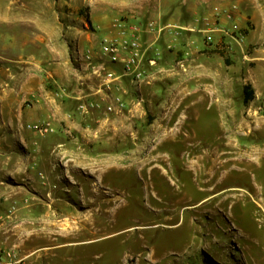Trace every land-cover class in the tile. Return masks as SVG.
<instances>
[{
    "label": "rangeland",
    "instance_id": "obj_1",
    "mask_svg": "<svg viewBox=\"0 0 264 264\" xmlns=\"http://www.w3.org/2000/svg\"><path fill=\"white\" fill-rule=\"evenodd\" d=\"M179 1L0 0V101L6 87L21 82L42 86L40 101L49 95L62 108L68 98L74 107L90 100L102 104L73 125L61 109V126L50 123L54 130L41 135L52 136L56 148L52 188L42 191L47 202L37 200L32 209L52 213V219L25 227L38 239L63 244L56 251L70 258L66 264H264V95L256 99L246 69L233 61L224 66L226 78L212 82L224 85L222 93L186 74L190 62L183 61L193 49L209 50L203 33L190 30L206 15L177 12ZM150 21L156 27L147 35L168 32L175 39L165 49L178 51L182 44L175 64L182 72L146 65L142 83L123 79L112 92L122 96L126 110L107 113L105 94L98 93L102 77L79 58L89 50L85 35L97 37L91 48L96 53L104 37L116 34V24L146 30ZM247 22L251 33L250 16ZM187 34L192 37L181 43ZM147 45L152 56L153 48L164 55ZM17 57L29 58L37 71L10 74ZM194 84L198 91L188 93ZM246 85L254 92L249 103ZM76 87L82 98L63 93ZM195 95L200 102L194 105ZM21 100L24 107L33 103L25 93ZM16 209L5 210L0 224L11 230Z\"/></svg>",
    "mask_w": 264,
    "mask_h": 264
},
{
    "label": "crops",
    "instance_id": "obj_2",
    "mask_svg": "<svg viewBox=\"0 0 264 264\" xmlns=\"http://www.w3.org/2000/svg\"><path fill=\"white\" fill-rule=\"evenodd\" d=\"M177 4V12H189L193 17L199 14L212 15L216 10H222L234 4L238 6V10L234 14V20L230 21L222 17L221 25L228 28L236 24L243 32L245 42L239 44L218 32L215 34V43L207 46L209 50L201 53L199 48H195L190 56L191 59L182 60L183 63L187 60L190 62L184 68L186 69V74L191 77H198L196 82H204L208 91L212 92L214 89V92L222 93V91H226V89H223L224 85L213 87L212 82L217 80L221 82L223 78L225 79L224 66L233 61L241 64V71H243L242 66L246 69L249 78H251L250 83L255 89L256 99L260 95H264V36L260 33V30H264V5L259 0H180ZM249 16L255 26L251 33H247L250 30V26L247 24ZM83 35L82 38H84ZM191 37L192 35H185L181 43L188 41ZM172 38L168 32H164L161 35L143 33V42L145 44L161 48L164 52V55L158 58L155 65L147 64L148 68L156 72H164L177 64L176 61L179 58L177 53L181 49L182 44L180 45V42H177L180 45L178 51L165 49L166 44L175 41ZM95 39H97L96 36L85 35L84 43L91 49L94 47ZM200 45L204 47L203 42L199 43ZM82 53V51L79 53L80 57ZM149 56L153 57L152 53ZM11 61L16 63V66L14 65L16 68L12 69L13 71L10 68V74L16 73L20 77L22 75L32 76L33 70L37 71L30 65L31 60L29 58L26 60L17 57ZM24 61L28 63H23ZM175 68H178L176 70L178 73L182 72L178 66H175ZM114 69L121 71L119 65H115ZM6 71H9V67L3 72L6 73ZM260 83L263 84V87H257ZM42 90L43 88L40 85L31 84L25 87L20 82L18 85H14L12 90H10L9 86L6 87L5 94L7 95L0 101V219L7 214L5 210L11 205H17V209L10 215L12 221L15 222L11 230L8 226H3V223L0 224V247L16 249L19 255L25 258L23 264H60V262L64 263L63 260H65L64 264H66V261L69 262L70 258L66 260L65 255H60L56 251L63 244H50L47 242L49 238L47 236L38 239L33 234V231L25 227L31 221L52 219V213H34L32 207L40 202H47L45 198H42V191L52 188V161L56 152V148L52 147V136H41L37 132L28 129L25 125L49 121V123L59 128L61 126V109L63 110L64 108L65 110L63 119L67 125L76 124L79 119L86 121L95 110L90 109L89 112H82L78 109L80 102H76L77 106L74 107L75 102L74 104L71 103L69 98L66 99V106H63V108L56 105L55 100L49 95H46L44 97L45 101L42 102L40 101ZM14 91L15 96L12 97L11 94ZM197 91V84H194L188 93ZM67 92L66 95L72 99H79L84 96L82 94L83 91L79 90L78 87L72 90L68 89ZM22 93H25L33 101L28 107L23 105L21 100ZM220 98H217V102H220L218 106L222 107ZM197 99L195 95L192 102L194 105L200 102ZM196 105L202 107L199 104ZM60 154H62V150H60ZM86 165L89 166L90 163L86 162ZM37 200L42 201L37 202ZM11 231L12 233H10ZM35 252L36 254L30 258Z\"/></svg>",
    "mask_w": 264,
    "mask_h": 264
},
{
    "label": "built area",
    "instance_id": "obj_3",
    "mask_svg": "<svg viewBox=\"0 0 264 264\" xmlns=\"http://www.w3.org/2000/svg\"><path fill=\"white\" fill-rule=\"evenodd\" d=\"M238 10L236 4L222 10H216L212 15L197 17L195 19L196 26L190 28L191 31H199L204 35V42L207 46L215 43V34L221 33L223 36L235 40L239 44L245 42V36L236 24L232 27L221 25L222 17L233 21L234 14ZM142 26L135 24H127L121 22L116 24V34L106 36L101 41L99 52L94 53L92 49L83 52L79 58L82 62H86L88 68H91L95 74L102 77L101 88L98 93L102 92L106 101L105 111L107 113H122L127 108V104L120 94L112 93L115 89H120V83L123 79H129L131 82L139 85L147 78L146 65H155L161 52L158 49L155 56H148L150 47L143 42V33L154 31L156 24L153 21L147 23L146 30ZM169 24L161 27V33L165 29L172 28ZM115 65H119L121 71L114 69ZM64 94L67 91L64 90ZM109 94V95H108ZM109 97L110 101H107ZM102 108V104L98 101H82L78 109L82 112H89L90 109ZM29 128L40 135H47L54 130L50 123H34ZM23 259L14 248H0V264H21Z\"/></svg>",
    "mask_w": 264,
    "mask_h": 264
},
{
    "label": "trees",
    "instance_id": "obj_4",
    "mask_svg": "<svg viewBox=\"0 0 264 264\" xmlns=\"http://www.w3.org/2000/svg\"><path fill=\"white\" fill-rule=\"evenodd\" d=\"M250 89H251L250 85H246L244 88V93H245L244 102L245 103H249L254 98V92L253 91L250 92L249 91Z\"/></svg>",
    "mask_w": 264,
    "mask_h": 264
},
{
    "label": "bare ground",
    "instance_id": "obj_5",
    "mask_svg": "<svg viewBox=\"0 0 264 264\" xmlns=\"http://www.w3.org/2000/svg\"><path fill=\"white\" fill-rule=\"evenodd\" d=\"M93 219V218H92Z\"/></svg>",
    "mask_w": 264,
    "mask_h": 264
}]
</instances>
